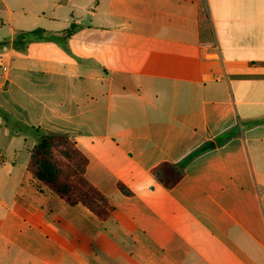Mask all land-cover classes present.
I'll list each match as a JSON object with an SVG mask.
<instances>
[{
	"label": "crops",
	"instance_id": "0c3cea01",
	"mask_svg": "<svg viewBox=\"0 0 264 264\" xmlns=\"http://www.w3.org/2000/svg\"><path fill=\"white\" fill-rule=\"evenodd\" d=\"M15 1L0 8V264H264V0ZM35 29L54 39L13 44ZM42 133L88 158L108 220L32 178ZM162 163L183 173L173 189Z\"/></svg>",
	"mask_w": 264,
	"mask_h": 264
},
{
	"label": "trees",
	"instance_id": "16d2710c",
	"mask_svg": "<svg viewBox=\"0 0 264 264\" xmlns=\"http://www.w3.org/2000/svg\"><path fill=\"white\" fill-rule=\"evenodd\" d=\"M78 29L71 25L62 33L63 39L70 38ZM44 36L54 39L44 29H35L17 34L14 45L25 47ZM88 158L79 150L72 139L63 134L42 133L41 139L32 148L27 171L34 180L41 183L65 204L75 207L82 205L102 221L108 220L115 212L112 202L93 186L86 178ZM152 174L166 189H173L183 178L181 169L171 163H162L152 170ZM120 190L128 194L119 184Z\"/></svg>",
	"mask_w": 264,
	"mask_h": 264
},
{
	"label": "rangeland",
	"instance_id": "374dc122",
	"mask_svg": "<svg viewBox=\"0 0 264 264\" xmlns=\"http://www.w3.org/2000/svg\"><path fill=\"white\" fill-rule=\"evenodd\" d=\"M13 1H14V3H18V2H19V1L11 0L10 3L12 4ZM0 8H2L1 0H0ZM67 14H68V13H67ZM5 16H6V15H4V17H2V18H6Z\"/></svg>",
	"mask_w": 264,
	"mask_h": 264
}]
</instances>
